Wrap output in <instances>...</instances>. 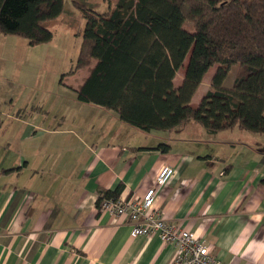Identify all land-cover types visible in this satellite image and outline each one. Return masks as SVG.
Segmentation results:
<instances>
[{
	"label": "crops",
	"instance_id": "0c3cea01",
	"mask_svg": "<svg viewBox=\"0 0 264 264\" xmlns=\"http://www.w3.org/2000/svg\"><path fill=\"white\" fill-rule=\"evenodd\" d=\"M23 88L0 84V264H170L174 245L130 237L97 205L106 191L140 197L162 164L175 171L154 204L167 223L224 264H264V135L191 120L145 133L76 95L49 110Z\"/></svg>",
	"mask_w": 264,
	"mask_h": 264
},
{
	"label": "trees",
	"instance_id": "16d2710c",
	"mask_svg": "<svg viewBox=\"0 0 264 264\" xmlns=\"http://www.w3.org/2000/svg\"><path fill=\"white\" fill-rule=\"evenodd\" d=\"M63 5L0 0V34L30 46L48 43L53 34L44 24L59 18ZM76 6L85 24L75 71L89 69L75 90L78 102L114 111L145 133L193 120L211 134L238 128L264 135V0H118L104 13ZM186 22L192 31L183 28ZM235 64L234 83L224 88ZM214 66L207 91L192 107ZM118 197L103 192L97 205Z\"/></svg>",
	"mask_w": 264,
	"mask_h": 264
},
{
	"label": "rangeland",
	"instance_id": "374dc122",
	"mask_svg": "<svg viewBox=\"0 0 264 264\" xmlns=\"http://www.w3.org/2000/svg\"><path fill=\"white\" fill-rule=\"evenodd\" d=\"M117 1L63 0L61 16L44 24L53 34L48 43L30 46L25 39L18 36L0 34V84H12L14 96L20 92L21 86H24L22 94L30 93L36 97V101L40 98L44 99L45 106L49 110L53 105H59L61 110L66 104L75 102L73 88L76 86L78 88L89 70L85 68L75 71L85 24L83 14L76 5L96 13H104ZM183 28L187 31L193 30L191 24L187 22L183 24ZM183 70L181 69L175 77L176 85L179 84ZM238 70L237 64L229 67L223 82L224 88H231ZM71 71L74 73L70 74ZM215 71L216 66L210 68L203 78L201 86L193 97L192 107L198 105L209 87L206 83L210 81ZM2 120L5 121L4 118ZM191 121L196 124L195 121Z\"/></svg>",
	"mask_w": 264,
	"mask_h": 264
},
{
	"label": "built area",
	"instance_id": "2783aa9c",
	"mask_svg": "<svg viewBox=\"0 0 264 264\" xmlns=\"http://www.w3.org/2000/svg\"><path fill=\"white\" fill-rule=\"evenodd\" d=\"M171 166L162 164L153 177V185L140 197L102 198L98 210L110 218H124L130 227V237L157 235L166 244H172L176 252L170 264H224L210 248L193 235L167 223L155 208L158 189L174 176Z\"/></svg>",
	"mask_w": 264,
	"mask_h": 264
}]
</instances>
